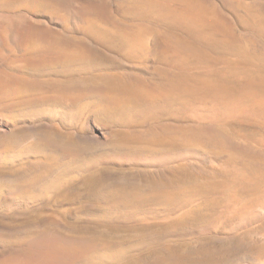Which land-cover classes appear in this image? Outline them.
<instances>
[{
	"label": "rangeland",
	"instance_id": "1",
	"mask_svg": "<svg viewBox=\"0 0 264 264\" xmlns=\"http://www.w3.org/2000/svg\"><path fill=\"white\" fill-rule=\"evenodd\" d=\"M138 1L0 0L69 54H0V264H264V0Z\"/></svg>",
	"mask_w": 264,
	"mask_h": 264
},
{
	"label": "bare ground",
	"instance_id": "2",
	"mask_svg": "<svg viewBox=\"0 0 264 264\" xmlns=\"http://www.w3.org/2000/svg\"><path fill=\"white\" fill-rule=\"evenodd\" d=\"M28 1V0H27ZM193 2V1H192ZM139 3H149L148 0H139L138 1V4ZM169 4V3H168ZM167 4V5H168ZM173 4V3H172ZM147 5V4H146ZM153 5V3H152ZM151 5V6H152ZM155 5V4H154ZM136 6V5H135ZM169 6V5H168ZM79 7V6H78ZM138 7V6H137ZM160 7V6H159ZM80 9H82V7H79ZM77 8L79 11V14L75 15L74 18H78L79 21L80 20H84L83 18L86 16H90L91 19L92 17L95 18L94 21H96V19H99V20H105L106 17L108 16L107 14V10H106V7L104 5H101V4H90L88 6V9H85V12L82 14L81 13V10ZM190 8V9H189ZM193 8V7H192ZM157 9V8H156ZM150 10V9H149ZM203 10V9H202ZM193 10L191 9V7L186 6V7H180L176 10V13L177 15L179 16H182V18L184 19V17H189L190 19L193 18V20H196L197 23L199 21H201V17L199 18L197 15H194L191 13ZM197 12V11H196ZM76 14V13H75ZM197 14V13H196ZM189 19V20H190ZM89 22V20L86 19V22ZM98 21V20H97ZM195 21V22H196ZM81 22V21H80ZM87 22V23H88ZM93 22V21H92ZM191 22V21H190ZM30 22L27 21L26 19H23V18H10V19H0V54H1V51L2 50H7L8 48V44L10 42H14L16 41V43L18 44V46L20 47L21 45V48L22 47H27L28 45L31 47V45H33L34 43H40V44H44V46L46 45V49L47 50L46 52H44L45 54L43 56H41L40 58H37L36 56H29L27 55L28 57L26 58H21L20 61H22L26 66L28 67H43V66H46L47 64H52V63H57V62H61L63 61L64 59L68 58L69 57V54L67 53L66 55H62L63 52H57L55 51L56 47H57V43L61 46V44L57 41V43L55 41H53L52 37L49 36L50 33H56L54 27H47V28H43L42 26H37V25H31L29 24ZM97 23V22H96ZM194 23V22H193ZM51 24V23H50ZM86 25V24H85ZM205 25H206V22H205ZM197 26V25H196ZM87 29V28H86ZM14 45V44H13ZM28 46V47H29ZM177 46V45H176ZM16 47V46H15ZM44 48V47H43ZM176 48V47H175ZM191 48V47H190ZM167 49V48H165ZM170 49V48H169ZM173 49V48H172ZM189 55L190 51H188L187 48H185ZM185 49L182 51L184 52ZM54 50V51H53ZM158 50V49H157ZM164 50V49H163ZM171 50V49H170ZM169 50V51H170ZM17 51V50H16ZM19 51V50H18ZM26 51V50H25ZM51 51H53V53H51ZM205 51V50H204ZM15 52V51H13ZM184 52V53H186ZM12 53V52H11ZM65 53V52H64ZM169 53V52H168ZM173 53V52H171ZM178 53V52H176ZM184 53H181L180 54H184ZM5 54V53H4ZM10 54V53H9ZM8 54V55H9ZM175 54V53H174ZM179 54V53H178ZM190 54H193V53H190ZM186 54H184L183 56H185ZM179 56V55H177ZM187 56V55H186ZM185 56V57H186ZM191 56V55H190ZM196 55H193L192 57H194ZM4 57V56H3ZM198 57V56H197ZM205 57V56H203ZM16 58V57H15ZM177 58V57H176ZM179 58V57H178ZM191 58V57H190ZM186 59H189V56L188 58ZM193 59V58H192ZM195 59V58H194ZM200 59V58H199ZM198 59V60H199ZM204 59V58H203ZM206 59V58H205ZM204 59V60H205ZM177 60V59H176ZM191 60V59H190ZM189 60V62H190ZM197 60V61H198ZM201 60V59H200ZM210 60V59H209ZM208 60V61H209ZM215 60V59H214ZM181 62V61H180ZM212 63V62H211ZM188 65V63H186V66ZM4 75V78L0 75V77H2L3 79L0 80V100L1 99H4L9 93L13 92L14 90L18 89V90H21V91H25L26 89V85L23 84V83H20L21 81L18 80V79H15V78H12L8 75H6L5 73H1ZM10 80V81H9ZM180 81V80H179ZM139 84V83H138ZM223 84V83H222ZM28 85V84H27ZM221 86V84H219ZM224 86V85H222ZM146 87L142 86V85H139L137 86V90H138V93H131L130 95H127L125 96L124 94H116V100L115 102L118 103L120 102L121 100L123 99H126V97H132V98H135V99H141L143 96L140 95V94H143V92L146 91ZM100 91V90H99ZM147 91H149L147 89ZM102 92V93H101ZM100 93L101 94H108L107 97L105 98H108L110 97L111 94H109L110 92H115L112 88L110 90H107V88L105 89H102ZM263 92V91H262ZM262 92H260L262 94ZM209 93V92H208ZM103 95V97L105 96ZM104 99V98H103ZM109 99V98H108ZM114 99V98H113ZM257 99V98H256ZM109 101V100H107ZM114 101V100H112ZM111 101V103H113ZM109 103V104H111ZM114 104V103H113ZM262 106V105H260ZM263 109V108H262ZM261 111V109H259ZM258 110V111H259ZM257 112V111H256ZM263 113V112H262ZM259 114V112L257 113ZM249 116V115H248ZM188 153H186L187 155ZM184 155V154H183ZM175 157V156H174ZM160 162V161H159ZM152 163V162H151ZM243 212V211H242ZM242 214V213H241ZM244 215V214H243ZM246 216V215H245ZM249 216V214H248ZM252 217V216H251ZM245 218V217H244ZM248 219V218H247Z\"/></svg>",
	"mask_w": 264,
	"mask_h": 264
},
{
	"label": "water",
	"instance_id": "3",
	"mask_svg": "<svg viewBox=\"0 0 264 264\" xmlns=\"http://www.w3.org/2000/svg\"><path fill=\"white\" fill-rule=\"evenodd\" d=\"M97 23H101L102 25H104V24H110V22H111V17H109V15H108V18L105 20V21H96ZM42 26V25H41ZM44 27H46V26H44ZM47 28V27H46Z\"/></svg>",
	"mask_w": 264,
	"mask_h": 264
}]
</instances>
